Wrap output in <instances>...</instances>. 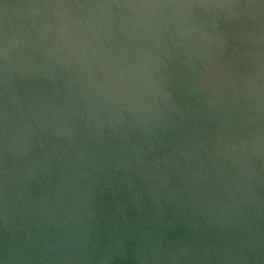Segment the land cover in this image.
Listing matches in <instances>:
<instances>
[{
  "label": "clouds",
  "instance_id": "1",
  "mask_svg": "<svg viewBox=\"0 0 264 264\" xmlns=\"http://www.w3.org/2000/svg\"><path fill=\"white\" fill-rule=\"evenodd\" d=\"M0 264H264V0H0Z\"/></svg>",
  "mask_w": 264,
  "mask_h": 264
}]
</instances>
